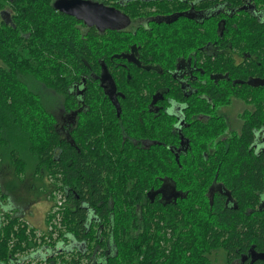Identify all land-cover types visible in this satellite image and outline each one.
I'll list each match as a JSON object with an SVG mask.
<instances>
[{
    "label": "flooded vegetation",
    "instance_id": "flooded-vegetation-1",
    "mask_svg": "<svg viewBox=\"0 0 264 264\" xmlns=\"http://www.w3.org/2000/svg\"><path fill=\"white\" fill-rule=\"evenodd\" d=\"M47 1L49 5H44L41 13L45 14L46 9H52L55 13L72 17L56 9L55 3L58 0ZM85 1L113 8L128 17L126 28L104 31L75 18L80 22L78 26L82 32L86 34L92 31L96 38L101 39V45L110 33H116L119 40H124V48L110 57L102 54L85 62L92 73L72 84L71 94L76 98V104L63 106L59 117L47 105L49 96L52 97L50 90L47 92L49 96L39 99L44 110L56 118L59 133L72 146L78 129L76 125L80 123L81 153L86 162L83 178L86 182L90 179V168H97L98 171L100 165L105 164L106 174L110 175L117 188H125L132 194H142L144 198L137 200L135 197L132 203L118 205V209L124 211L123 215L134 208V214H131L134 216L133 224L128 225L122 236L116 221L105 217L106 212L96 213L88 201H83L81 210L85 215L84 234L95 236L93 241H89L84 237L78 238L74 230L70 231L69 227L63 225L62 213L68 207V201L62 189L63 185L58 182L61 199L66 203L64 210L61 209L59 213L60 218L56 225L60 229L55 226L54 233L50 231L49 243L44 246H39L35 241L38 246L34 247L35 250L28 257L50 247V252L43 256L44 261L41 264H108V260L118 254L117 240L121 237L133 240L137 236L136 228L146 222L145 226L150 230L147 243L151 247H159L155 258H162L163 262L167 254L163 252L164 243L167 245V241H164L167 230L163 222L159 226L157 209L159 202L166 207L170 199L169 149L178 163L182 158H193L192 161H197L199 158H196L198 155L189 134L191 124L206 118L220 119L223 128L215 131L214 138L218 142L227 143L229 138L240 135L242 128L239 131L231 130L221 114L222 108L231 104L234 99H242L248 106L242 115L243 124L251 114L259 110L255 99H263L264 92L256 91L255 87L264 86V44L250 46L246 42L230 41L231 32L225 41L218 43L216 34L217 30L225 33L227 20L230 19L229 25L234 29L247 15L258 17L264 24V3L258 4L256 0ZM236 1L242 3L235 6ZM18 6L22 10L26 8L23 4H9L7 0H0V24L13 26V10ZM220 55L227 60V66L243 67L242 71L248 72V68L254 63L259 70L250 69L245 81L240 80L235 71L229 68L225 73H213ZM96 66L100 69L95 72L93 68ZM221 80L233 85L245 82L250 87L249 90L242 89L237 93L229 91L231 96L225 104L202 106L201 101L210 98L212 88H215L212 81ZM174 93L181 96L182 102L170 101V94ZM261 110L264 112V103ZM170 119L175 121L171 131L173 139L176 140L174 146L169 143ZM251 149L260 160V186L256 208L252 210L256 211V221L260 227L261 249L258 252L250 251L240 263H229L224 250H214L211 264L217 263L213 256L218 252L223 254L227 264H244L247 261L251 264H264V127L255 132ZM22 157L25 160L24 153ZM222 158L218 155L211 157L213 160ZM180 175L183 176L184 173L181 172ZM50 177L56 181L55 177ZM216 192L226 197V207L235 206L230 193L222 186L214 187L212 196ZM173 196L178 197V194ZM146 199L150 200L152 208H149ZM102 206L109 211L116 208L114 205L102 203L96 208L101 209ZM162 214L165 216L164 212ZM2 215L4 224L5 217ZM60 232L66 233V237L60 235ZM156 232L159 235L155 236ZM53 236H56L55 241L52 240ZM16 258L20 259L19 253ZM26 259L20 260L24 262ZM47 259L49 263H45Z\"/></svg>",
    "mask_w": 264,
    "mask_h": 264
},
{
    "label": "trees",
    "instance_id": "trees-1",
    "mask_svg": "<svg viewBox=\"0 0 264 264\" xmlns=\"http://www.w3.org/2000/svg\"><path fill=\"white\" fill-rule=\"evenodd\" d=\"M7 1L9 4L26 5V8L22 10L18 6L13 10V26L0 24V148L4 150L3 155L10 156L19 175L25 172L26 166L22 153L31 151L38 163L37 170L44 169L61 182L68 201V207L62 213L63 225L70 231L74 230L78 238L95 239L94 235L84 234L83 201H88L96 213L106 212L105 217L116 221L122 236L128 225L133 224L134 216L131 214H134V208L123 215L124 211L119 210L118 205L132 203L135 197L141 200L144 195L117 188L110 175L106 174L105 164H101L98 171L90 168L89 183L86 182L83 178L86 162L81 153L80 123L76 125V140L72 141V146L59 133L56 118L44 110L39 98L44 91L40 86H43L63 97L64 107L75 105L72 84L92 73L85 62L102 54L110 57L120 52L124 48V40H119L116 33H110L101 45V39L96 38L92 31L82 32L78 26L80 22L75 18L55 13L52 9L41 13L42 7L49 5L47 0ZM241 3L236 1L235 6ZM256 3H264V0H256ZM247 16L234 29L229 25L230 19L227 20L225 33L217 30L218 43L225 41L231 32L230 41L246 42L250 46L264 44V24L258 17ZM221 56L213 73H225L229 68L245 81L250 69L259 70L254 63L248 72L242 71L243 67L227 66V60ZM93 69L96 72L100 67ZM212 84L215 86L212 95L201 101L202 106L225 104L231 96L229 91L237 93L250 87L245 82L233 85L226 80L212 81ZM255 90L264 92V86L255 87ZM170 96V101H181V96L176 93ZM255 102L259 110L246 119L240 135L229 138L227 143L214 138L215 131L223 128L220 119L206 118L190 125L189 134L198 155L196 158H199L197 161L186 157L178 163L169 149L170 199L166 207L160 202L158 209L156 207L159 226L163 222L167 230L164 241L170 248L166 259L161 262L162 258H155L159 247L148 245L150 230L144 222L136 228L137 236L133 240L124 237L117 240L118 254L110 258L108 264H211V254L219 249L226 252L229 263H240L250 251L261 249L260 227L256 211L252 210L256 208L260 186V160L251 146L255 132L264 127V112L261 110L264 98H256ZM174 122L170 119L169 143L173 146L176 145L171 133ZM214 155L223 158L213 160L211 157ZM1 160L0 154V163ZM218 186L230 193L236 208L226 207V197L220 192L212 196L213 188ZM173 194H178V197ZM146 200L152 208L150 200ZM100 203L116 206L111 210L114 214L104 206L97 209ZM60 235L66 237L64 232ZM33 240L17 213L6 215L5 223L0 227V264H22L16 255L37 247ZM45 263H49V259ZM244 264L251 263L247 261Z\"/></svg>",
    "mask_w": 264,
    "mask_h": 264
},
{
    "label": "rangeland",
    "instance_id": "rangeland-1",
    "mask_svg": "<svg viewBox=\"0 0 264 264\" xmlns=\"http://www.w3.org/2000/svg\"><path fill=\"white\" fill-rule=\"evenodd\" d=\"M40 88L44 90L40 96L41 98L49 96L47 87L40 86ZM51 93L52 97L49 96V104L47 105L51 106L54 114H58L57 117H59V114L63 111L64 99L53 92ZM247 108L248 106L245 105L242 99H234L231 104L222 108L221 114L231 130H241L242 115ZM60 129L62 128L60 127ZM3 151L0 148V154L3 156L0 163V214L3 213L1 215L5 217L8 214L14 215L17 213L27 226V234L34 238L33 241H37L39 246H44L49 243L50 231L53 234L55 226L58 225L61 209L64 210V206H66L58 191V182L54 181L46 170H37L38 163L31 151L23 152L26 163L25 172H20L17 175L10 156L8 154L3 155ZM1 215L0 227L3 223ZM56 228L60 229L57 226ZM55 237H52L53 241H55ZM168 245V243L167 245L164 243V253L169 252L170 247ZM33 249L24 254H19L20 259L27 258L26 261L22 262L23 264H41V261H44L43 256L50 252L49 247L41 249L33 257H28L29 254L33 253ZM213 258L216 260V264H227L220 252L216 253ZM59 264L64 263L60 262Z\"/></svg>",
    "mask_w": 264,
    "mask_h": 264
},
{
    "label": "water",
    "instance_id": "water-1",
    "mask_svg": "<svg viewBox=\"0 0 264 264\" xmlns=\"http://www.w3.org/2000/svg\"><path fill=\"white\" fill-rule=\"evenodd\" d=\"M58 11L64 12L88 26H97L100 30H120L128 26V17L119 11L85 0H58L55 3Z\"/></svg>",
    "mask_w": 264,
    "mask_h": 264
},
{
    "label": "bare ground",
    "instance_id": "bare-ground-1",
    "mask_svg": "<svg viewBox=\"0 0 264 264\" xmlns=\"http://www.w3.org/2000/svg\"><path fill=\"white\" fill-rule=\"evenodd\" d=\"M210 17V16H209ZM147 33V32H146ZM140 40V39H139ZM141 42V41H140ZM57 123V122H56ZM71 134V133H70ZM73 137V136H72ZM96 139V138H95ZM76 140V139H75ZM78 145V144H77ZM88 150V149H87ZM90 150V149H89ZM92 153V152H91ZM94 153V152H93ZM90 154V153H89ZM137 195V194H136ZM131 198V197H130ZM155 200V199H154ZM143 201V200H142ZM144 201H146V200H144ZM140 203V202H139ZM144 203H146V202H144ZM147 205V204H146ZM132 207V206H131ZM147 208V207H146ZM147 210V209H146ZM143 212V211H142ZM143 224V223H142ZM134 226V225H133ZM143 230H144V228H143ZM125 231V230H124ZM116 232V231H115ZM121 232V231H120ZM105 234V233H104ZM110 235V234H109ZM114 235H115V233H114ZM110 237V236H109ZM113 238V237H112ZM112 240V239H111ZM107 243V242H106ZM112 263H114V262H112ZM106 264V263H105Z\"/></svg>",
    "mask_w": 264,
    "mask_h": 264
}]
</instances>
